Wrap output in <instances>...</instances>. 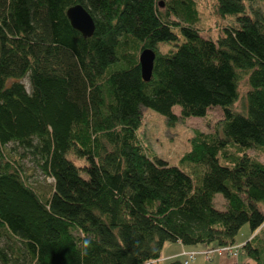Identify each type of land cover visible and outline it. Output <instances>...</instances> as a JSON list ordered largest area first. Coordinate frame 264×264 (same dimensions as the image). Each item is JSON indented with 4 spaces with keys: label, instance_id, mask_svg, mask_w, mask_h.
I'll list each match as a JSON object with an SVG mask.
<instances>
[{
    "label": "trees",
    "instance_id": "obj_1",
    "mask_svg": "<svg viewBox=\"0 0 264 264\" xmlns=\"http://www.w3.org/2000/svg\"><path fill=\"white\" fill-rule=\"evenodd\" d=\"M77 4L91 37L66 16ZM214 7L235 20L215 41L195 27L193 0H0L1 264H181L160 262L166 243L235 246L244 225V264H264V164L246 153L264 152V0ZM145 49L155 54L148 81ZM175 106L180 118L222 112L212 132L189 139V173L137 135L143 108L173 125ZM8 144L34 157L47 190Z\"/></svg>",
    "mask_w": 264,
    "mask_h": 264
},
{
    "label": "rangeland",
    "instance_id": "obj_2",
    "mask_svg": "<svg viewBox=\"0 0 264 264\" xmlns=\"http://www.w3.org/2000/svg\"><path fill=\"white\" fill-rule=\"evenodd\" d=\"M163 1V0H159ZM196 4L198 11V22L195 27L198 29L200 35L203 38H209L217 40L219 36L223 34V29L232 26L235 23L233 16L220 17L215 12L214 2L215 0H193ZM161 6L160 8H162ZM256 7L262 6L256 4ZM263 9V8H262ZM182 40V36L178 29H172ZM180 42V41H179ZM174 47L168 43L158 44V50L166 53L173 50ZM22 82L29 90L28 80L22 79ZM248 87L245 81H242L239 85L240 100L235 104V109L241 111L243 107V97L247 92ZM172 112L178 117V120L173 124L169 125L167 119L159 113L149 108L142 109V125L137 131V135L140 138L142 144L149 148L157 157L166 161L170 166H175L182 169L184 172H190V166L186 163L181 162V158L185 152L189 150V139L196 133H210L213 131V127L222 118V112L219 107H213L207 111L204 117H189L180 118V108L175 106ZM235 152V147L231 148ZM6 150L10 151L11 154H22L24 155L21 163L23 168L30 175L29 181L37 186H41L42 189L47 190L48 186L52 183L50 178H45L41 175L38 168L35 166L34 157L24 149L14 145L8 144ZM246 153L262 162L264 164V152L252 149L246 151ZM67 158L71 160L76 166L84 165L83 159H78L73 155H68ZM219 162L222 165H231L227 160L219 157ZM214 206L218 210H224L226 202L223 200L220 194H216L214 197ZM251 237V231L247 225H244L236 236V245L241 246ZM4 247V241L0 240V248ZM178 252V248L175 247L174 243H166L161 251V257L164 258L168 255H172ZM216 257L211 262H206L202 256H197L189 264H218L219 257ZM230 259L236 260V264H244L247 260L241 250L238 251L237 257H229ZM168 260V259H167ZM165 262H168V261ZM179 261L183 263L184 258H175L172 261ZM1 264V263H0ZM27 264V263H25Z\"/></svg>",
    "mask_w": 264,
    "mask_h": 264
},
{
    "label": "water",
    "instance_id": "obj_3",
    "mask_svg": "<svg viewBox=\"0 0 264 264\" xmlns=\"http://www.w3.org/2000/svg\"><path fill=\"white\" fill-rule=\"evenodd\" d=\"M66 16L71 27L84 38L91 37L94 32V22L89 13L79 4L66 10ZM155 54L152 50L145 49L139 54L138 60L141 68V76L144 81L151 77Z\"/></svg>",
    "mask_w": 264,
    "mask_h": 264
},
{
    "label": "crops",
    "instance_id": "obj_4",
    "mask_svg": "<svg viewBox=\"0 0 264 264\" xmlns=\"http://www.w3.org/2000/svg\"><path fill=\"white\" fill-rule=\"evenodd\" d=\"M175 247L178 248V252L172 255H168L164 258L160 257V262L162 263H168L171 262L172 260H174L175 258H181L183 257V253H198L197 256H202L203 259L205 260L204 256H203V252L206 251H210L215 249L214 247L211 246H204V245H196V246H191V247H186L181 245L180 243H175ZM219 258L217 260H219L218 264H236L237 261L230 259L229 257H233V256H228V255H223V254H216ZM216 256L213 255L212 260L215 258ZM237 257V256H236ZM235 258V257H234ZM168 259V260H167ZM168 262H165V261ZM211 260V261H212ZM210 261V262H211Z\"/></svg>",
    "mask_w": 264,
    "mask_h": 264
},
{
    "label": "built area",
    "instance_id": "obj_5",
    "mask_svg": "<svg viewBox=\"0 0 264 264\" xmlns=\"http://www.w3.org/2000/svg\"><path fill=\"white\" fill-rule=\"evenodd\" d=\"M241 246H225V247H221V248H218V249H213V250H210V251H206V252H203V256L206 260V262H210L212 260V257L213 255H216V254H223V255H228V256H233V257H236L237 256V253L238 251L240 250ZM198 253H183V264H189L190 262H192L196 255Z\"/></svg>",
    "mask_w": 264,
    "mask_h": 264
}]
</instances>
